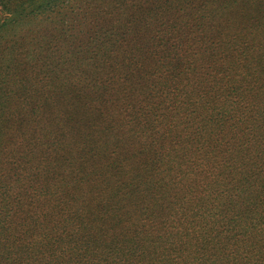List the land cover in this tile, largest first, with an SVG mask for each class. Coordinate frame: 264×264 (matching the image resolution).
Masks as SVG:
<instances>
[{
	"label": "rangeland",
	"instance_id": "374dc122",
	"mask_svg": "<svg viewBox=\"0 0 264 264\" xmlns=\"http://www.w3.org/2000/svg\"><path fill=\"white\" fill-rule=\"evenodd\" d=\"M33 2L41 6L0 2V264H122L135 232L151 251L161 240L141 226L144 202L150 217L161 203L174 215L165 229L187 219L197 233L199 185L224 169L206 176L208 166L228 162L240 139V154L264 140V0ZM243 122L247 135L237 131L223 152L228 126ZM242 156L235 161L256 176L254 158ZM158 161L177 193L136 190ZM90 232L96 242L83 243ZM194 250L174 245L154 263Z\"/></svg>",
	"mask_w": 264,
	"mask_h": 264
},
{
	"label": "trees",
	"instance_id": "16d2710c",
	"mask_svg": "<svg viewBox=\"0 0 264 264\" xmlns=\"http://www.w3.org/2000/svg\"><path fill=\"white\" fill-rule=\"evenodd\" d=\"M30 2L35 8L41 6L40 4L36 5L33 0H30ZM245 95H247V93H245ZM232 110L230 109L228 112H231ZM238 110L240 109H237L236 111ZM218 114L221 113L219 112ZM226 115L227 113L223 114L222 117H225ZM221 120L222 119H217V116L215 117V122L210 120L213 131L221 126ZM208 123L209 122H206L204 124V128L208 127ZM241 125L242 126L238 124L237 128H233L231 125L228 126V131L230 134L228 133L227 135H229V141H227L225 147L222 148L223 152L230 153L229 147L233 145L237 131L247 135L244 132V130L247 128L243 127L244 122ZM234 129L237 130L233 132ZM251 129L252 128L248 130V134H251ZM223 130L224 129H221V131ZM199 131L196 132L195 135L200 134ZM223 132L226 131L224 130ZM259 140L260 139L258 138L257 141L259 142ZM238 147H243L241 139L238 140L234 147V151H237V153L230 154L228 162L219 157L217 166L214 167L213 165H210L205 171L207 176L209 172L216 170L218 167L224 168L220 170L222 177L217 181L214 179L212 181L207 180L203 187L199 185L200 191L198 193L202 194L200 197V202L205 206L206 216L202 221H198L196 219L192 220V222H194L192 226H194L195 223L196 226H198L197 233H192V236L189 235L192 227L190 225L191 221L189 222L187 219H185L186 222L181 223V228L172 227V232L171 229H165L164 226H168V223L171 221V218L174 215L167 211H164L162 214L161 211L165 210V205L161 203V211L158 214L163 218V221L156 223L158 222L157 220H159V216H157L158 214H156V216L150 217L149 212L147 209H145V206H148L147 202H144L142 203L143 206L142 210H140L141 214L139 215L141 226L143 228H148L150 226L155 228L154 233L156 237L161 240L156 245L154 244L155 246H153L154 248L151 251V249H148V245L145 244L150 241V237H148V235L140 236L141 238L135 237L140 234L139 231L135 232L133 237H129L128 240L125 241L128 243V246H123L121 248L122 256H120V259L122 260V264H137L138 262H136V259L139 257V255L143 256L142 258H145V260H149L148 262L144 260L143 264H155V259L161 257L158 255L159 253H157L159 250H171L174 248V245L192 247L194 244L195 250L193 253L190 251L189 254H195V257L192 255H183L180 256V260L174 261L172 264H264V170L258 165V159H260L259 155L262 152L259 149L264 147V140L260 141L257 146H250L246 148L244 154H240L238 152ZM232 155L236 158L238 155H244L242 156V159L246 157L245 160H251L254 158L252 165H254V167H258L257 175L253 176L251 170L245 168L244 163L240 168V165L235 161V157L234 161H232ZM170 162L171 164L168 168L169 171L174 170L177 167V162H175L174 165L173 161ZM238 162L240 163L241 161ZM162 163L163 162L158 161L154 165L151 164L145 167L144 177H146L147 180L144 182L145 184L138 182L136 185V190H140L142 187L145 189V186H148V189L154 191V196L162 193L163 191L165 195L169 196L172 195L173 189L176 191V187H174L171 181L167 179L165 171L163 174L162 171H160ZM156 168L157 171H155ZM155 173H158V175ZM159 175L162 177H158ZM239 175L241 177H237ZM247 176H249V182L247 180ZM252 182L258 183L259 185L252 188L254 185ZM214 184H216V186H214ZM215 195H217V197H214ZM153 199L154 197L147 195L143 200L150 201ZM95 201V197H91L89 200L90 206L93 205ZM217 201L219 202L217 203ZM220 201L222 202L220 203ZM126 202H132L136 204L139 202V199L137 198L136 200H131L130 198H126L125 203ZM214 202L217 203V205L221 204L220 216L222 217L220 219H213L214 216L212 215L213 213L211 211L207 213V209L212 210L214 205H216L213 204ZM91 210L92 208L89 209V213H91ZM197 216V214H194V218ZM87 234L88 238H84L83 243L90 244L91 240L95 243L96 241L93 238H90L94 237L95 235L91 232ZM185 234L187 239H183ZM115 238L116 237L113 238V241ZM168 239L171 240L170 245H166ZM79 255L80 254L78 253V256ZM144 256H149V258ZM106 259L107 264H116L113 259L109 260L108 257H106Z\"/></svg>",
	"mask_w": 264,
	"mask_h": 264
}]
</instances>
